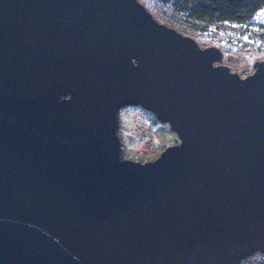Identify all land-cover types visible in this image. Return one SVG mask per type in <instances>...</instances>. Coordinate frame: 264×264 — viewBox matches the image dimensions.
Segmentation results:
<instances>
[{"label": "water", "instance_id": "obj_1", "mask_svg": "<svg viewBox=\"0 0 264 264\" xmlns=\"http://www.w3.org/2000/svg\"><path fill=\"white\" fill-rule=\"evenodd\" d=\"M138 0H0V264L264 253V60L245 76ZM141 105L180 143L122 156Z\"/></svg>", "mask_w": 264, "mask_h": 264}, {"label": "rangeland", "instance_id": "obj_2", "mask_svg": "<svg viewBox=\"0 0 264 264\" xmlns=\"http://www.w3.org/2000/svg\"><path fill=\"white\" fill-rule=\"evenodd\" d=\"M146 6L155 18L168 26L176 28L185 35L192 34L194 28L184 17L173 11L172 3L166 0H138ZM228 61L231 69L244 76L251 73L252 59L235 52ZM226 63V62H225ZM227 64V63H226ZM248 73V74H249ZM247 75V74H246ZM118 137L122 145V156L140 161L156 159L169 145L180 143L170 123L161 121L155 114L139 104L125 105L119 110ZM240 264H264V253L256 251L242 258Z\"/></svg>", "mask_w": 264, "mask_h": 264}, {"label": "built area", "instance_id": "obj_3", "mask_svg": "<svg viewBox=\"0 0 264 264\" xmlns=\"http://www.w3.org/2000/svg\"><path fill=\"white\" fill-rule=\"evenodd\" d=\"M192 34L201 47L216 46L222 50V62L227 65L235 52L249 56L252 59L250 72H253L256 61L264 60V6L258 9L251 21H228L220 26L210 23L207 28L194 29Z\"/></svg>", "mask_w": 264, "mask_h": 264}, {"label": "trees", "instance_id": "obj_4", "mask_svg": "<svg viewBox=\"0 0 264 264\" xmlns=\"http://www.w3.org/2000/svg\"><path fill=\"white\" fill-rule=\"evenodd\" d=\"M166 1L172 3L173 11L184 17L195 30L207 28L210 23L220 26L228 21H251L258 9L264 6V0Z\"/></svg>", "mask_w": 264, "mask_h": 264}]
</instances>
